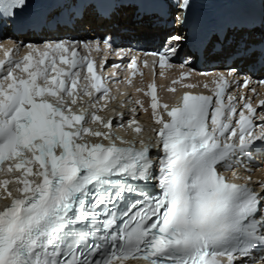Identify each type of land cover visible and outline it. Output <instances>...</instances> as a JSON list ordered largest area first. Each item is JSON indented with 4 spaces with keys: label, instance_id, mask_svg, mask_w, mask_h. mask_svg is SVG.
I'll use <instances>...</instances> for the list:
<instances>
[{
    "label": "snow or ice",
    "instance_id": "obj_1",
    "mask_svg": "<svg viewBox=\"0 0 264 264\" xmlns=\"http://www.w3.org/2000/svg\"><path fill=\"white\" fill-rule=\"evenodd\" d=\"M25 2L5 7L23 9ZM187 6L181 0L180 8ZM12 17L22 28L59 26L55 19ZM169 39L178 44L182 38ZM103 43L105 54L111 52L110 42ZM23 47L19 56L21 45L0 44V174L11 175L0 179L10 200L0 209V264H264V183L257 181L256 191L252 176L236 171L241 158L264 156V110L257 111L264 100L254 106L243 91L238 99L229 91L233 84L248 89L250 79L240 83L235 69L201 73L210 94L184 91L171 105L149 84L154 142L140 135L134 107L125 129L133 138L125 139L113 130L123 123L97 114L116 97L95 62L79 55L80 48L98 52L99 44L55 40ZM150 55L158 56L161 69L173 67L169 54ZM105 63L100 60L101 70ZM136 66L133 56L128 68ZM85 72L89 83L81 86ZM189 75L181 71L173 83ZM135 104L148 111L140 100ZM116 115L123 120V113Z\"/></svg>",
    "mask_w": 264,
    "mask_h": 264
},
{
    "label": "bare ground",
    "instance_id": "obj_2",
    "mask_svg": "<svg viewBox=\"0 0 264 264\" xmlns=\"http://www.w3.org/2000/svg\"><path fill=\"white\" fill-rule=\"evenodd\" d=\"M132 8L130 7H121L120 10H117V14L112 13L110 14L108 19H102L100 17H97L93 11H91L89 8H86L83 17L81 20L76 21L78 26H82L85 24V27L87 26H93L95 27H102L104 30L109 29L110 31H115L120 28H127L132 31V34H140L141 32H146V35L149 34V32H152V29L149 28V25L146 24V21L148 22L146 17H143L139 20H132ZM140 22V23H139ZM149 23V22H148ZM69 30H66L67 32ZM59 33H63L64 31H58ZM103 32V31H102ZM44 33V32H42ZM50 33V32H49ZM241 31L235 33L236 36H240ZM254 33L252 31L247 32L248 40H250V37ZM57 38V37H55ZM231 50V47L227 46L226 48L222 49L221 53H218L216 57L222 56L224 51ZM253 58H245L244 64H246L249 61H252ZM228 68V67H223Z\"/></svg>",
    "mask_w": 264,
    "mask_h": 264
}]
</instances>
